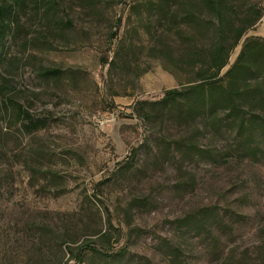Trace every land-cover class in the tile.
I'll list each match as a JSON object with an SVG mask.
<instances>
[{"label":"rangeland","instance_id":"374dc122","mask_svg":"<svg viewBox=\"0 0 264 264\" xmlns=\"http://www.w3.org/2000/svg\"><path fill=\"white\" fill-rule=\"evenodd\" d=\"M140 2L39 0L53 8L52 21L29 4L23 28L9 35L0 67V264H76L88 244L111 260L121 254L112 264H169L170 244L183 246L187 264L257 257L264 161H181L182 129L134 114L138 102L159 101L186 80L149 50L160 29ZM49 69L63 75L40 76ZM14 104L48 128L26 135ZM219 141L198 143L218 151L226 143ZM204 207L245 220L218 247L177 230V220Z\"/></svg>","mask_w":264,"mask_h":264},{"label":"trees","instance_id":"16d2710c","mask_svg":"<svg viewBox=\"0 0 264 264\" xmlns=\"http://www.w3.org/2000/svg\"><path fill=\"white\" fill-rule=\"evenodd\" d=\"M29 4H34L36 11H43L44 20L54 18L53 8L39 5V0H0V67L8 61L4 51L7 39L23 28L21 17ZM139 7L152 13L160 29L149 50L169 72L185 75L186 80L183 90L166 91L159 101L138 102L134 114L144 122L174 121L185 134L176 144L181 161L197 157L218 165L235 160L263 162L264 37H247L264 18L262 1L141 0ZM239 46L241 50L230 65ZM62 75L59 69L40 74L46 79ZM13 116L26 135L49 126L46 118L35 117L21 105L14 104ZM200 138L226 143L218 151L201 150ZM244 220L242 214L231 209L221 213L204 207L177 220L176 225L179 232H193L218 247L222 238L232 234ZM101 238L109 240V234ZM167 251L169 264H187L182 245L170 244ZM120 255L111 260L112 256L88 244L78 248L75 259L76 264L86 262L87 258L112 264ZM250 259L242 258L235 264H264V243L257 257ZM223 264L232 262L225 260Z\"/></svg>","mask_w":264,"mask_h":264},{"label":"crops","instance_id":"0c3cea01","mask_svg":"<svg viewBox=\"0 0 264 264\" xmlns=\"http://www.w3.org/2000/svg\"><path fill=\"white\" fill-rule=\"evenodd\" d=\"M263 24H264V18L258 26H260V25L262 26ZM260 28L258 29L259 33H256L255 36L264 37V31H261Z\"/></svg>","mask_w":264,"mask_h":264}]
</instances>
